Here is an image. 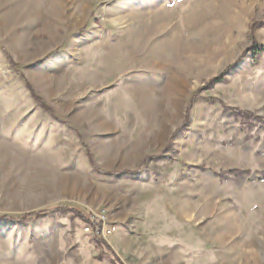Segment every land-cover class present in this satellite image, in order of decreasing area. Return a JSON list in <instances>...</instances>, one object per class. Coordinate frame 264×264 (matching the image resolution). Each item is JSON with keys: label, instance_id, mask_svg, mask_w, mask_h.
<instances>
[{"label": "rangeland", "instance_id": "rangeland-1", "mask_svg": "<svg viewBox=\"0 0 264 264\" xmlns=\"http://www.w3.org/2000/svg\"><path fill=\"white\" fill-rule=\"evenodd\" d=\"M0 264H264V0H0Z\"/></svg>", "mask_w": 264, "mask_h": 264}, {"label": "built area", "instance_id": "built-area-1", "mask_svg": "<svg viewBox=\"0 0 264 264\" xmlns=\"http://www.w3.org/2000/svg\"><path fill=\"white\" fill-rule=\"evenodd\" d=\"M85 232L91 234L94 237H104L112 235V232L110 230L103 232V230H101L99 222H92L91 224H89V226L85 228Z\"/></svg>", "mask_w": 264, "mask_h": 264}, {"label": "trees", "instance_id": "trees-1", "mask_svg": "<svg viewBox=\"0 0 264 264\" xmlns=\"http://www.w3.org/2000/svg\"><path fill=\"white\" fill-rule=\"evenodd\" d=\"M89 223V221H87Z\"/></svg>", "mask_w": 264, "mask_h": 264}]
</instances>
